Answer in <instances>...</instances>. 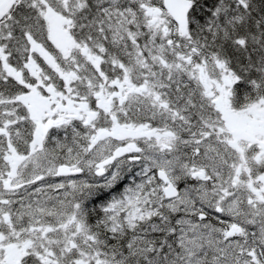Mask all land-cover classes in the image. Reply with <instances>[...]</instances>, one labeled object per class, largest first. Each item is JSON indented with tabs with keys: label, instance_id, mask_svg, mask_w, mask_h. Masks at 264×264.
<instances>
[{
	"label": "snow or ice",
	"instance_id": "obj_1",
	"mask_svg": "<svg viewBox=\"0 0 264 264\" xmlns=\"http://www.w3.org/2000/svg\"><path fill=\"white\" fill-rule=\"evenodd\" d=\"M0 264H264V0H0Z\"/></svg>",
	"mask_w": 264,
	"mask_h": 264
}]
</instances>
